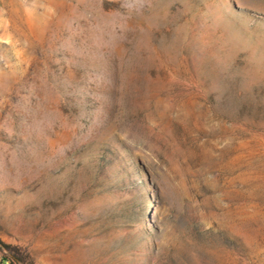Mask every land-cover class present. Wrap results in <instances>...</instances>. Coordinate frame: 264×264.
<instances>
[{
  "label": "rangeland",
  "instance_id": "1",
  "mask_svg": "<svg viewBox=\"0 0 264 264\" xmlns=\"http://www.w3.org/2000/svg\"><path fill=\"white\" fill-rule=\"evenodd\" d=\"M3 260L264 264V0H0Z\"/></svg>",
  "mask_w": 264,
  "mask_h": 264
},
{
  "label": "trees",
  "instance_id": "2",
  "mask_svg": "<svg viewBox=\"0 0 264 264\" xmlns=\"http://www.w3.org/2000/svg\"><path fill=\"white\" fill-rule=\"evenodd\" d=\"M116 156V155H114ZM115 157L111 156V157H107L105 154L101 155L100 158H99V162H98V167L100 168V170H106V167L107 166H112L115 162ZM132 165H130L129 163L125 162V161H119V166L118 167H114L113 169V175H117V176H120L121 178L122 177H127V176H131L132 173H131V170L132 169ZM123 181L125 183H131V184H134V181L131 182V180H124ZM141 184V182H140ZM142 190L141 188L138 189V196L139 197H142ZM20 260V258L18 259Z\"/></svg>",
  "mask_w": 264,
  "mask_h": 264
},
{
  "label": "built area",
  "instance_id": "3",
  "mask_svg": "<svg viewBox=\"0 0 264 264\" xmlns=\"http://www.w3.org/2000/svg\"><path fill=\"white\" fill-rule=\"evenodd\" d=\"M2 264H10V261L9 260H3Z\"/></svg>",
  "mask_w": 264,
  "mask_h": 264
}]
</instances>
